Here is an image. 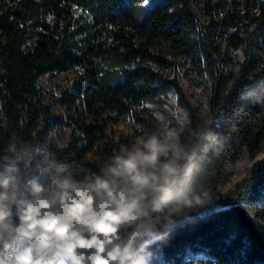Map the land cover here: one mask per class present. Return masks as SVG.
<instances>
[{
  "label": "trees",
  "instance_id": "obj_1",
  "mask_svg": "<svg viewBox=\"0 0 264 264\" xmlns=\"http://www.w3.org/2000/svg\"><path fill=\"white\" fill-rule=\"evenodd\" d=\"M183 81L209 121L199 125ZM171 97L201 203L253 163L218 208L164 232L149 264H264V0H0V156L46 147L75 180H92L134 145L116 126L163 135L152 112Z\"/></svg>",
  "mask_w": 264,
  "mask_h": 264
},
{
  "label": "clouds",
  "instance_id": "obj_2",
  "mask_svg": "<svg viewBox=\"0 0 264 264\" xmlns=\"http://www.w3.org/2000/svg\"><path fill=\"white\" fill-rule=\"evenodd\" d=\"M180 135L167 128L138 138L86 182L46 147L10 146L0 156V264H149L174 216L201 203L196 154ZM146 192L172 206H149Z\"/></svg>",
  "mask_w": 264,
  "mask_h": 264
},
{
  "label": "rangeland",
  "instance_id": "obj_3",
  "mask_svg": "<svg viewBox=\"0 0 264 264\" xmlns=\"http://www.w3.org/2000/svg\"><path fill=\"white\" fill-rule=\"evenodd\" d=\"M44 83L52 91L54 84L50 83V81L46 79ZM183 84L185 88L188 90L189 98L192 104L199 110V118H200L199 125L209 121V111L205 104L204 97L201 95V92L192 88L187 81H183ZM152 115H153V119H151V122L153 123V126L156 128L155 130L156 133L158 132L159 134L167 128L182 126L185 124L187 120L184 115V112L178 106L177 99L175 97H171L163 108L154 109ZM157 117H162V119H158ZM136 128L137 127L132 122L127 121L116 126L113 129V132L116 134L117 137L129 138L134 142V145L138 146L140 144V139L146 140L148 137H150V135L147 133V131L137 132L135 130ZM68 135H69L68 131L63 130L57 132L56 135H54V138L55 140L60 141L62 138L68 137ZM263 157L264 154L258 156L255 160L261 159ZM252 163L253 160L249 156H246L238 167V173L234 177L230 178L222 186L218 198H216L215 200L204 201L201 204L194 205L191 210H186L181 214H177L176 216H174L176 223L179 222L180 218L187 216L189 214L202 215L213 209L218 208L219 207L218 203L220 199L222 198L224 199L232 190H234L237 184H239L242 180L246 178L248 170L251 167ZM121 183L124 182L121 181Z\"/></svg>",
  "mask_w": 264,
  "mask_h": 264
}]
</instances>
